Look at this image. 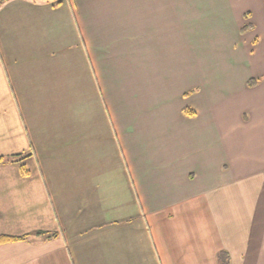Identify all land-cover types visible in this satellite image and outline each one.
I'll return each instance as SVG.
<instances>
[{"label": "crops", "instance_id": "obj_1", "mask_svg": "<svg viewBox=\"0 0 264 264\" xmlns=\"http://www.w3.org/2000/svg\"><path fill=\"white\" fill-rule=\"evenodd\" d=\"M263 83L264 0H0V264H264Z\"/></svg>", "mask_w": 264, "mask_h": 264}, {"label": "trees", "instance_id": "obj_2", "mask_svg": "<svg viewBox=\"0 0 264 264\" xmlns=\"http://www.w3.org/2000/svg\"><path fill=\"white\" fill-rule=\"evenodd\" d=\"M8 1V0H6ZM45 1H53V2H57L58 4H60L62 2V0H45ZM249 26H245L242 28V32H244L246 29H248ZM259 83L258 80H252L249 82V85L250 86H255ZM185 114L186 115H189V116H195L196 115V112L195 111H192L190 109H186L185 110ZM25 159V157L23 156H18L17 158H9V159H0V163H5V162H21ZM22 172L24 175H28V171L25 169V168H22ZM43 235L42 233H38L36 234V236H41ZM27 238H14V237H8V236H2L0 237V244H6V243H11V242H16V241H19V240H25ZM222 257V256H221Z\"/></svg>", "mask_w": 264, "mask_h": 264}, {"label": "rangeland", "instance_id": "obj_3", "mask_svg": "<svg viewBox=\"0 0 264 264\" xmlns=\"http://www.w3.org/2000/svg\"><path fill=\"white\" fill-rule=\"evenodd\" d=\"M264 84V83H263Z\"/></svg>", "mask_w": 264, "mask_h": 264}]
</instances>
